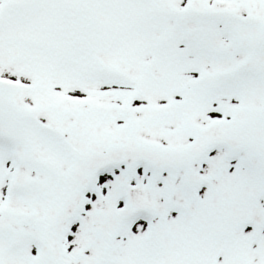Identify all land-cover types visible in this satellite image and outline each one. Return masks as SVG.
I'll return each mask as SVG.
<instances>
[{
  "label": "snow or ice",
  "instance_id": "6c2138e0",
  "mask_svg": "<svg viewBox=\"0 0 264 264\" xmlns=\"http://www.w3.org/2000/svg\"><path fill=\"white\" fill-rule=\"evenodd\" d=\"M0 264H264V0H0Z\"/></svg>",
  "mask_w": 264,
  "mask_h": 264
}]
</instances>
